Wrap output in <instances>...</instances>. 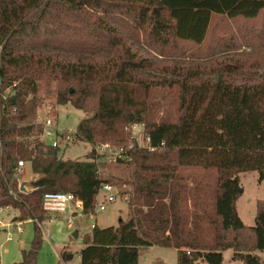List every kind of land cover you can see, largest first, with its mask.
<instances>
[{
  "label": "trees",
  "instance_id": "trees-1",
  "mask_svg": "<svg viewBox=\"0 0 264 264\" xmlns=\"http://www.w3.org/2000/svg\"><path fill=\"white\" fill-rule=\"evenodd\" d=\"M214 16L262 19L231 26L203 55L188 44L204 46ZM117 24L149 51L136 48ZM255 39L264 40V0H0V208L17 210V220H32L35 229L18 264H37L42 222L49 220L45 193L72 192L87 215L100 186L113 181L100 176L94 151L88 160H63L58 147L38 141L26 156L19 136L42 134L36 116L45 97L91 113L78 124L79 141L126 146V126L144 123L159 148L135 146L131 161L120 163L130 169L129 218L85 234L81 264H139V247L151 245L176 248L177 264H225L228 249L234 261L264 264L257 254L264 251V202L253 226L237 209L239 174L258 171L264 179V73L244 70L262 64L248 63L239 51ZM158 86L177 89L176 121L155 120ZM24 159L37 176L28 192L16 171ZM183 167L218 172L214 212L207 193L194 189L197 198L205 195L194 204L203 216L195 211L187 232ZM202 217L215 230L207 247L197 242Z\"/></svg>",
  "mask_w": 264,
  "mask_h": 264
},
{
  "label": "rangeland",
  "instance_id": "rangeland-1",
  "mask_svg": "<svg viewBox=\"0 0 264 264\" xmlns=\"http://www.w3.org/2000/svg\"><path fill=\"white\" fill-rule=\"evenodd\" d=\"M261 19L256 21H239L235 23L233 20L225 16H214L209 38L203 47L190 45L191 49L195 50L202 48L197 52L206 54L209 45L215 41L220 35H224L231 31V26L258 25ZM125 37L131 42H134L136 48L141 52L146 47L140 48L131 38L130 33L122 26L117 24ZM253 47L246 43H241L239 50L243 51L242 56L248 63L257 61L261 67L249 68L244 70L253 71L250 73L252 77H258L264 73V40H254ZM149 51V50H148ZM147 54V52H144ZM202 56V55H201ZM161 58V57H160ZM182 58V57H181ZM187 59V58H186ZM154 97L152 101L161 103L160 107L155 112V120L160 121L166 118L170 121H176L178 118L179 95L177 89H169L158 86L153 90ZM91 113H85L83 110L74 107L71 104L60 105L57 103L56 97H45L37 109L36 124L41 125L43 131L40 136L31 134H22L19 136V141L24 149L27 150L28 157L33 153L34 145L39 142L52 144L54 140L60 141L59 158L63 160H88L92 153V146L87 142H82L76 139V130L79 122ZM50 118L53 120L52 128L46 127L45 120ZM143 127L135 130V140L142 144L145 141L147 132ZM52 134H48V131ZM141 131V132H140ZM63 136L65 139H62ZM107 143V142H99ZM112 143V142H110ZM113 144V143H112ZM128 144H130V139ZM119 145V144H118ZM25 161V166L18 173L19 188L22 182L27 181V189L30 190V183L33 171L31 163ZM184 176V182L189 188L187 194V203L185 204L189 210L188 224L185 226V232L192 229V217L196 213L202 212V205L197 209L194 206L195 202H203L205 195L195 196V190L200 188L204 193H207L208 204L207 210L214 212V196L218 181V172L215 168L205 169L202 167H183L180 170ZM99 174L103 178H110L111 182L118 191L116 200L110 202L107 208L97 212L96 223L99 227H108L119 225L120 219L129 218V196L131 186L126 181L130 178V169L126 164H105L99 168ZM240 188L243 190L237 200L238 213L243 222L248 226L255 224L257 214V204L259 201L264 202V179H260L258 171H247L239 174ZM31 179V180H30ZM198 195V194H197ZM200 197V198H199ZM101 199V197H100ZM71 209L66 206L63 211L49 212V220L42 222L43 244L38 252L37 264H81L80 252L85 246L84 236L92 231V221L83 211L79 212L78 216H73ZM19 212L15 209H0V264H18L23 260V251L31 248V243L35 236L34 223L32 220L21 221L12 220ZM200 228L197 231V242L202 246H209L214 243L215 230L214 226L204 217L201 218ZM19 227L22 232H19ZM78 232V237L74 233ZM9 233L13 239L9 240ZM139 264H177L178 250L174 247H165L162 245L141 246ZM225 264H233L231 259L233 250L228 249L223 252ZM257 254L264 260V251H257ZM235 264L242 262L235 261Z\"/></svg>",
  "mask_w": 264,
  "mask_h": 264
},
{
  "label": "built area",
  "instance_id": "built-area-1",
  "mask_svg": "<svg viewBox=\"0 0 264 264\" xmlns=\"http://www.w3.org/2000/svg\"><path fill=\"white\" fill-rule=\"evenodd\" d=\"M7 93H10V89L5 91V95ZM46 127L52 128L53 126V120L50 118H47L45 120ZM143 127V131H146L145 124L144 123H131L126 126V131L130 134V144L128 145H118V144H112L110 142L107 143H100L96 144L95 146H92V151H94L97 155L96 158H91V160L95 161L98 165V172L101 165L105 164H120V163H127L130 162L132 157L130 155V150H132L135 146L147 148L150 151H156L159 149L157 146H152L150 143V137L147 133L146 139L144 142L139 143L137 140H135V130L137 128ZM141 132V131H140ZM48 134H52V131H48ZM62 139H65L63 136H61ZM1 144V141H0ZM53 147H60V141L54 140L51 144ZM164 145V142L162 143ZM25 166V161L20 160L18 162V166L16 168V171L19 173L21 171V168ZM118 195V191L115 188V186L110 182H104L100 186V192L97 195V201L94 208V211L87 214L91 221H92V228L96 225V215L97 212L103 211L107 208V205L116 200V197ZM101 197V199H100ZM43 203H44V209L47 212H55V211H63L66 209V206L71 209L72 212H80L83 211V202L77 198L72 192H47L44 194L43 197ZM19 225H21V222H18ZM19 232H22V229L19 227ZM9 240L13 239V236L11 233H9L8 236Z\"/></svg>",
  "mask_w": 264,
  "mask_h": 264
},
{
  "label": "water",
  "instance_id": "water-1",
  "mask_svg": "<svg viewBox=\"0 0 264 264\" xmlns=\"http://www.w3.org/2000/svg\"><path fill=\"white\" fill-rule=\"evenodd\" d=\"M33 181V180H32ZM20 190L22 192H28L29 190L27 189V181H24L21 183L20 185ZM243 190L240 188V193L242 192ZM75 237H78V232H75L74 233Z\"/></svg>",
  "mask_w": 264,
  "mask_h": 264
},
{
  "label": "crops",
  "instance_id": "crops-1",
  "mask_svg": "<svg viewBox=\"0 0 264 264\" xmlns=\"http://www.w3.org/2000/svg\"><path fill=\"white\" fill-rule=\"evenodd\" d=\"M37 176L33 173V175H32V177H31V179L33 178V180L36 178ZM30 179V180H31ZM1 209V208H0ZM72 215L75 217V216H78L79 215V212H72ZM12 220H17V215H15V217H13L12 218ZM19 222H21V221H19ZM96 225H98L97 223H96ZM231 259H232V257H231ZM233 260V259H232ZM233 264H235V261L233 260ZM237 262H239V261H237ZM240 262H242V261H240ZM242 264H243V262H242Z\"/></svg>",
  "mask_w": 264,
  "mask_h": 264
}]
</instances>
